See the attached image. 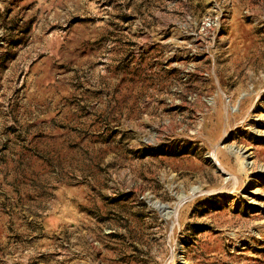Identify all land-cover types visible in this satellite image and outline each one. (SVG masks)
<instances>
[{
  "label": "rangeland",
  "instance_id": "rangeland-1",
  "mask_svg": "<svg viewBox=\"0 0 264 264\" xmlns=\"http://www.w3.org/2000/svg\"><path fill=\"white\" fill-rule=\"evenodd\" d=\"M0 264H264V0H0Z\"/></svg>",
  "mask_w": 264,
  "mask_h": 264
}]
</instances>
